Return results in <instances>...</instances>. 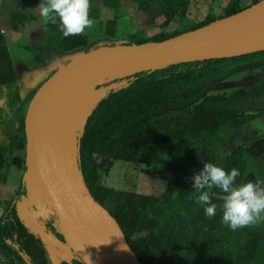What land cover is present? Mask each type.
Here are the masks:
<instances>
[{"label": "trees", "instance_id": "trees-1", "mask_svg": "<svg viewBox=\"0 0 264 264\" xmlns=\"http://www.w3.org/2000/svg\"><path fill=\"white\" fill-rule=\"evenodd\" d=\"M123 1L126 0H103V3L116 11ZM257 1L252 0L245 7ZM137 2L139 9L147 14L148 24L155 25L159 17H164V20L160 25L163 28L161 32L151 38H138L133 43L164 40L245 8L239 0H231L222 15H209L186 28L178 26L170 31L166 27L172 21L188 15L190 0ZM90 16L98 17V11L92 5ZM14 19L20 22V13H15ZM109 23L116 24V19H111ZM13 27L17 29L18 23L15 22ZM46 29L49 32L47 43L53 46L54 51L72 50L80 46L85 51L95 48L88 44L86 34L64 38L59 23H48ZM108 32L112 33L111 30ZM259 54L264 55V50L233 57L182 62L133 74L135 78L131 83L117 91L115 99L99 119L79 136L80 167L92 193L98 196L101 162L120 139L130 137L142 123L162 116L170 109L191 108L206 95L211 85L237 70L236 67L226 68L224 63L243 61ZM258 63L264 66V58ZM2 100L0 124L10 135L16 127L10 112L17 103L22 102V97L7 38L0 30V102ZM216 107L217 116L205 119L196 129L164 134L136 143L129 151L114 154L115 158L143 160L149 167L168 174L167 185L161 195H144L136 203L129 204L119 219L129 243L144 264H264V222L236 231L223 225L222 201L216 198L223 194L219 189L212 190L213 203L218 206L216 215L206 217L204 208L195 202L198 193L194 192V180L191 179L209 162L228 171L237 168L240 172L235 181L237 185L247 176L252 156L246 147L264 136V74L253 81L247 90L217 97ZM23 141H27L25 135ZM1 148L0 144V163ZM23 195L21 188L0 215V264H32L27 255L9 240L14 218L28 228L19 209ZM130 219L138 232L135 240L128 233L126 221ZM56 233L62 238L57 230ZM255 234H258V238L254 242ZM62 263L82 264V261L75 258L65 259Z\"/></svg>", "mask_w": 264, "mask_h": 264}, {"label": "rangeland", "instance_id": "rangeland-1", "mask_svg": "<svg viewBox=\"0 0 264 264\" xmlns=\"http://www.w3.org/2000/svg\"><path fill=\"white\" fill-rule=\"evenodd\" d=\"M230 1L190 0L188 15L182 19H175L166 29L174 31L178 26L183 29L209 15L218 17L224 13ZM251 1L239 0L242 7L247 6ZM41 2L42 0H0V30L7 38L22 97V102L17 103L10 112L16 121L14 132L10 135L5 133V129L0 124L2 147L0 215L5 211L8 201L18 195L22 182L27 176V141H23V136H26L27 115L32 97L43 81L56 69L85 51L83 46L72 50L54 51L53 46L48 45L47 24L43 23L38 8ZM91 5L98 11V17L90 16L95 23L91 28H86L83 33L87 35L88 44L91 47L133 43L138 38H151L163 30L160 25L164 17H159L155 25L148 24L147 14L139 9L137 0L123 1L116 11L106 7L103 0H91ZM15 13H20V22L14 19ZM111 19H116V24L109 23ZM15 22L18 23L17 29L13 27ZM109 30L112 31L111 34ZM262 58L264 55L259 54L243 61L224 63L226 68L236 67L237 70L217 84L211 85L206 95L191 108L170 109L162 116L142 123L130 137L120 139L113 145L110 153L101 162V170H98L97 198L107 206L118 221L125 214L129 204L136 203L144 195H161L167 185L168 174L149 167L143 160L115 158L114 154L129 151L136 143L164 134L196 129L205 119L217 116V97L247 90L253 81L264 74V66L258 63ZM131 76L124 74L122 79L117 77L113 78L115 79L113 81H107L106 78L100 84L88 87L84 97L92 90L96 91L101 87L104 92L99 103L92 110L91 116L89 115L90 117L83 125H78L73 119L78 136L91 128L99 119L115 99L117 91L131 83L135 78ZM3 103L4 100L0 102V104ZM78 141L77 139V144ZM246 149L252 158L248 164L249 173L241 183L259 181L264 184V136L249 144ZM98 161H101L100 157ZM27 181V193L21 198L19 209L28 228L23 227L14 218L9 231L10 242L20 248L32 264H63L65 259L79 258L64 239L57 236V229L46 208L34 171L28 173ZM126 222L129 226L128 233L131 239L135 240L138 232L134 223L131 219ZM257 238L258 234H255L253 241L255 242ZM81 239L84 244L90 243L89 238L84 234H81ZM2 256L4 257L3 254ZM5 260L8 261L6 257Z\"/></svg>", "mask_w": 264, "mask_h": 264}, {"label": "water", "instance_id": "water-1", "mask_svg": "<svg viewBox=\"0 0 264 264\" xmlns=\"http://www.w3.org/2000/svg\"><path fill=\"white\" fill-rule=\"evenodd\" d=\"M260 50H264V0L164 40L104 44L84 51L43 81L29 104L26 124L27 161L29 157L33 160L37 185L57 231L81 260L88 255L91 264H144L129 243L118 219L92 193L84 179L79 162V141L77 144V140L75 143L69 140L60 114V96L66 81L79 70L102 71L112 75L113 79L117 73L122 72L135 74L154 71L182 62L233 57ZM31 110L35 112L34 119L30 116ZM36 122L41 125V133L36 147L31 149L32 131ZM54 173L77 203L105 228L111 238L114 259L103 258L83 247L54 201ZM27 185L25 178L22 182L24 195L27 193Z\"/></svg>", "mask_w": 264, "mask_h": 264}, {"label": "clouds", "instance_id": "clouds-1", "mask_svg": "<svg viewBox=\"0 0 264 264\" xmlns=\"http://www.w3.org/2000/svg\"><path fill=\"white\" fill-rule=\"evenodd\" d=\"M44 24L59 23V30L64 38L82 35L86 28H91L95 21L90 18L91 0H42L38 6ZM240 176L237 168L230 171L213 162L206 163L199 173L191 177L195 202L204 208L206 217L216 215L217 204L213 203V189H219L222 195L216 198L222 201L221 223L236 231L264 222V184L259 181L237 185ZM82 249V248H81ZM82 264H91L85 255Z\"/></svg>", "mask_w": 264, "mask_h": 264}, {"label": "bare ground", "instance_id": "bare-ground-1", "mask_svg": "<svg viewBox=\"0 0 264 264\" xmlns=\"http://www.w3.org/2000/svg\"><path fill=\"white\" fill-rule=\"evenodd\" d=\"M132 72H122L115 75L122 79V76L133 75ZM132 77V76H131ZM107 78V81H113L112 75H107L102 71H85L79 70L75 72L65 83L60 96V114L63 120V129L67 137L72 143L77 140V133L75 132L73 119L78 125H83L94 107L99 103L103 88L96 91L92 90L86 97L84 94L88 91V87L100 84ZM125 79V78H124ZM78 91V93H77ZM75 112V114H74ZM31 118H36L35 112L31 110ZM41 133V125L36 122L32 131L31 149L37 145ZM27 168L28 173L34 171L33 160L29 157ZM53 194L54 201L60 211L63 213L67 222L75 232L77 237L83 244V247L103 258L114 259L112 242L109 234L97 221H95L77 201L66 191L65 187L60 183L56 173L53 177ZM81 234L89 238L90 243L84 244L81 239Z\"/></svg>", "mask_w": 264, "mask_h": 264}]
</instances>
